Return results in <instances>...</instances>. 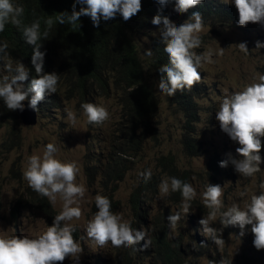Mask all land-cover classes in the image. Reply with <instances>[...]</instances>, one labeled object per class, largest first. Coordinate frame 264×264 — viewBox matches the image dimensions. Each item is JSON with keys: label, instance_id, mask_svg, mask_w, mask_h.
<instances>
[{"label": "rangeland", "instance_id": "obj_1", "mask_svg": "<svg viewBox=\"0 0 264 264\" xmlns=\"http://www.w3.org/2000/svg\"><path fill=\"white\" fill-rule=\"evenodd\" d=\"M227 3L231 4V0H227ZM185 20L180 17L171 19L177 26ZM204 24V31L201 33L202 45L195 51L197 53L205 50L212 51L214 62L204 63L199 69L202 77V81L199 83L202 94L195 98L198 120L193 126V136L199 145L198 151L201 152L186 153L182 143L186 132L184 127L186 119L179 111L174 110L164 94L158 92L159 79L151 78L161 105L160 115L157 119L158 132L155 133V137H149L144 142L143 152L139 157L131 160L127 158L123 161L130 169L123 181L118 184V189L112 198L113 201L111 200L112 210L122 213L123 218L132 224L135 218L130 205V195L141 179L138 173L150 168L152 175H158L161 170L158 168V158L172 155L181 169H185L193 175L191 184L196 189L197 196L191 205L198 204V208L190 209L188 215L182 214L181 230L176 229L174 234L175 236L181 235L185 243L195 251V255L200 252L199 247L202 243H211L212 249H208L205 256L200 258L199 264H209L215 258L218 260L223 257L228 260L239 259L244 252L250 251L248 244L254 240L250 231L251 226H248L246 234L240 237L238 226L224 227L219 221V217L212 226L218 230L222 229L221 238L225 241L223 248H218L213 240L202 234L203 226L199 221L208 210L203 206L201 193L205 190L206 185L210 183L224 187L222 199L225 204L224 210H226L227 206L232 203H237L243 208L246 203L250 202L253 193L259 194V184L264 182V163L260 165L261 171L249 178H244L237 173L230 162L225 169L220 167V162L228 159V153L240 158L235 151L239 144L232 141L221 130L220 124L215 118L218 103L225 92L230 94L242 90L246 85L255 82L258 75L264 74V48L255 49L257 41L264 43V25L252 23L251 28L241 30L229 22L220 24L205 19ZM160 27L162 25H153L148 32H142L139 37H135V43L146 52L149 49L152 50L153 39L160 36ZM241 42H247L249 54L241 52L236 46ZM221 47L225 48V51L222 56H219L217 53ZM59 52L60 49H57L56 53L50 56V70L60 74L57 89L61 94L60 109L50 108L47 112L38 113L37 124L27 126L22 123L19 117H14L16 111L8 110L4 102L0 100V235L8 237L17 235L21 238L26 235L36 238L46 231L48 226H52L54 216L62 210V201L58 197L56 206L52 207L55 212L53 211L49 218L43 208L39 206L41 196L34 192L28 186L27 181L22 178L27 158L33 153L42 155L46 144L54 143L58 148L56 155L59 159L75 161L78 164L80 171L76 182L82 183L86 189L85 195L80 201L83 215L80 220L72 222L82 236L78 242L83 250L78 259L71 256L66 257L67 263L118 264L119 256L122 257L121 247L115 248L109 242L101 248L88 238L86 228L89 220L98 211L95 206V195L97 193L105 195L107 192L101 181L107 170L112 167L109 157L120 146L121 136L118 129L122 125L120 121L123 113L122 105L118 100L120 93H116L113 84H111L110 96L96 92L93 102L103 103L110 113V119L99 125L89 124L80 107L79 99L73 98V93L69 92L71 85L65 80L67 73L63 71V65L57 57ZM7 53L15 67V63L19 59L14 57L8 49ZM140 55L143 59L145 58L143 51ZM150 74H152V70H150L149 76ZM65 108L76 114L75 125L66 120ZM260 154L264 159V149ZM241 193L246 194L241 196ZM18 203L19 211L13 212ZM149 204L152 216L166 213L167 207L170 208V211L176 212L170 204L169 196L161 199L159 191L155 197L151 198ZM147 222L151 227L155 226L150 218L147 219ZM179 226L177 224V227ZM217 235H220L219 231ZM196 244L198 245L195 248ZM208 255H211L212 259L208 258ZM122 264H125V261Z\"/></svg>", "mask_w": 264, "mask_h": 264}, {"label": "clouds", "instance_id": "obj_2", "mask_svg": "<svg viewBox=\"0 0 264 264\" xmlns=\"http://www.w3.org/2000/svg\"><path fill=\"white\" fill-rule=\"evenodd\" d=\"M161 6H167L172 0H156ZM204 0H176L174 10L186 13L189 9L196 8ZM227 3V0H220ZM238 14L239 26L246 27L249 23L264 25V0H231ZM81 5L77 10V5ZM142 10V0H75L71 12H59L56 17L59 24L74 25L83 16L91 18L94 27H99L101 20L109 21L119 13L124 21L130 20ZM23 7L15 4L13 0H0V33L5 30L8 23L20 27ZM152 24L160 26L159 35L164 51L168 56V63L159 68L160 79L158 89L166 96H174L177 91L183 92L193 89L194 85L202 81L199 69L204 63H213V52L205 50L197 53L195 50L202 45L201 33L204 31V18L200 11H194L189 18L177 26L168 17L157 14L152 19ZM48 28L53 25V20L46 21ZM151 28L144 32H148ZM23 39L28 45H33L31 63L35 68L36 76L31 79L29 86H25L29 79L30 69L17 60L13 67L12 60L7 53V42L0 43V100L10 111L24 110V105L29 104L32 109H37L39 102L44 100L45 94L56 93L60 74L44 71L45 53L42 47L40 22L34 21L30 26L23 28ZM48 32L43 33L46 39ZM239 50L249 54L247 42L236 44ZM264 48V43L256 42L255 49ZM225 48H220L217 55L222 56ZM152 56L151 49L144 53ZM31 95L30 103L26 100ZM81 109L87 117L89 124H103L110 119V113L103 103L85 102ZM66 120L72 125L77 122L76 114L65 108ZM37 113V112H36ZM38 114V113H37ZM216 120L221 130L239 147L236 158L228 153V159L220 162V167L226 168L229 162L235 171L244 178L254 177L261 171V150L264 149V74L255 78V82L246 85L242 90L232 93L225 92L216 111ZM58 151L54 143H47L42 155L33 153L27 158V163L22 171V178L37 194L46 197L52 207L56 206L57 198L62 201V210L54 216L52 226L36 238L29 236H4L0 235V264H63L66 257L78 259L82 252L80 243L75 239L74 220H80L83 211L80 201L85 195L84 185L78 184L77 175L80 171L75 161H62L56 155ZM145 183L151 180L152 170L138 173ZM159 197L164 199L171 193L179 192L182 196L181 211L172 212L168 217L169 233L171 236L181 221L182 214L188 215L192 207L191 202L196 198L197 191L191 183L177 177H164L158 185ZM259 194L253 193L250 202L243 208L237 203H232L225 209L224 187L219 184H208L201 193L203 206L208 210L199 221L203 226L202 234L214 241L218 248H223L225 241L221 238V230L212 224L219 217L224 227L229 225L239 227L240 237H243L250 227L254 236L253 244L257 250H264V182L259 184ZM246 193H241V196ZM98 209L87 224V236L101 248L111 243L115 248L137 246L145 240L148 233L145 230L133 228L122 213L112 210L109 197L97 193L94 197ZM193 209V208H192ZM219 231L220 235H217ZM151 245L148 238L144 248ZM201 247L207 245L201 244ZM209 264H217L211 260ZM219 264H232V261L223 257Z\"/></svg>", "mask_w": 264, "mask_h": 264}, {"label": "trees", "instance_id": "obj_3", "mask_svg": "<svg viewBox=\"0 0 264 264\" xmlns=\"http://www.w3.org/2000/svg\"><path fill=\"white\" fill-rule=\"evenodd\" d=\"M13 2L24 9L20 17L21 25L17 27L8 23L5 30L0 33V43L7 42L8 50L12 55L30 69L29 79L25 82L26 87L30 85L31 79L36 76V73L31 63L34 46L26 44L22 32L25 26H30L34 21L39 20L41 32L39 42L42 43L40 50L45 53L44 71L51 73L50 56L60 49L57 57L63 65V71L67 73L65 80L71 85V91H68L73 93V98L77 97L79 103L82 104L93 102L96 92L110 96L111 84L114 85L116 93H120L118 100L122 105L123 112L120 121L122 125L118 129L121 136L120 146L109 157L112 167L107 170L101 181L107 191L105 196L112 201L118 184L123 181L130 169L123 161L127 158L131 160L139 157L143 152L144 142L149 137H155V133L158 132L157 119L160 104L151 78L160 79L159 68L168 63V56L164 51L165 46L161 43L160 36L155 37L152 46L150 45L153 55H144V59L140 54L141 51L146 53V50L141 49L135 43V37H139V34L153 27L154 24L151 21L157 14L166 16L170 20L179 17L187 20L192 12L200 11L206 20L216 21L220 24L229 22L241 30H247L252 26V23L246 27L239 26V14L236 7L228 3H221L220 0H204L196 8L189 9L183 14L174 10L176 0H172L167 6L159 5L156 0H142V10L130 20L124 21L118 13L112 20L103 21L102 19L98 28L94 27L88 16L81 17L80 21L74 25L59 24L56 19L59 12L68 11L70 13L75 0H13ZM80 7L81 5L78 4L77 10ZM49 18L53 20L50 29L46 24ZM45 31L48 32L46 39L43 37ZM150 70H152V74L149 76ZM201 94V85L197 83L190 92L188 90L177 91L171 97L165 95L174 110L179 111L183 117L185 116L186 132L182 143L188 154L201 152L198 151L199 145L193 136V126L198 120L195 98L200 97ZM31 95L27 100L29 103ZM60 106L61 94L57 90L56 93H46L44 100L37 105L38 111L35 110L42 114L49 111L50 108L58 110ZM14 117H18L15 112ZM157 162L158 168L161 169L159 174L152 175L151 180L147 183L141 178L130 195V205L135 218L131 226L138 230H145L148 236L131 249L121 247L122 257L119 256L117 262L118 264H122L124 261L125 264H139V262L140 264H199L200 258L205 256L208 249H212L211 243H203L207 246L199 247L200 252L195 255V251L185 243L181 235L175 236L174 233L171 236L168 235L170 229L167 217L173 211L167 207L166 213L152 216L149 204L151 198L157 195L158 185L163 176L177 177L192 183L193 175L189 171L181 169L172 155L161 156ZM169 198L173 208L179 211L182 203L181 194L174 192L169 195ZM197 205L193 204L191 209H195ZM39 206L51 218L50 214L54 210L46 197L41 196ZM14 211L16 213L19 211V203L14 207ZM148 218L154 222V227L149 225ZM182 218L178 222L180 226L177 227V230H181ZM74 237L77 241L82 238L77 229L74 232ZM148 238L151 239V245L144 248ZM248 246L250 251L244 252L239 259L230 260L232 264H264V250H257L253 241ZM207 257L212 259L211 255ZM213 260L220 261L216 258ZM63 264H68L66 259Z\"/></svg>", "mask_w": 264, "mask_h": 264}, {"label": "water", "instance_id": "obj_4", "mask_svg": "<svg viewBox=\"0 0 264 264\" xmlns=\"http://www.w3.org/2000/svg\"><path fill=\"white\" fill-rule=\"evenodd\" d=\"M24 106H25L24 110L23 111L16 110V114L18 115V117L20 118V120L24 125L27 126L36 125L38 121L37 113L29 106V104H25Z\"/></svg>", "mask_w": 264, "mask_h": 264}, {"label": "bare ground", "instance_id": "obj_5", "mask_svg": "<svg viewBox=\"0 0 264 264\" xmlns=\"http://www.w3.org/2000/svg\"><path fill=\"white\" fill-rule=\"evenodd\" d=\"M204 20H205V18H204ZM172 102V101H171ZM199 102H200V100H199ZM206 103V102H205ZM212 105V104H211ZM161 106V105H160ZM186 106V105H185ZM189 107V106H188ZM208 107V106H207ZM182 108V107H181ZM196 108V107H195ZM161 109V108H160ZM35 112H36V110L35 109H33ZM177 111V110H176ZM189 112V111H188ZM193 113V112H192ZM205 113V112H204ZM159 114V113H158ZM200 114V113H199ZM211 114V113H210ZM160 115V114H159ZM180 115V114H179ZM162 116V115H161ZM195 116V115H194ZM198 116V115H197ZM207 116V115H206ZM177 117H179V116H177ZM185 117V116H184ZM195 118V117H194ZM172 120V119H171ZM201 120V119H200ZM172 122V121H171ZM179 123V122H178ZM142 125V124H141ZM137 127V126H136ZM128 128V127H127ZM150 128V127H149ZM162 128V127H161ZM154 132V131H153ZM100 146V145H99ZM225 169V168H224ZM222 172V171H221ZM155 174V173H154ZM165 174V173H164ZM173 175V174H172ZM156 178H157V176H156ZM213 178V177H212ZM157 181V180H156ZM160 181V180H159ZM217 182V181H216ZM220 183V182H219ZM147 195V194H146ZM145 200V199H144ZM196 203V202H195ZM180 208V207H179ZM149 213V212H148ZM170 213V212H169ZM141 216V215H140ZM185 221V220H184ZM185 222H187V221H185ZM188 224V223H187ZM214 224V223H213ZM143 229V228H142ZM17 232V231H16ZM155 233V232H154ZM251 238V237H250ZM252 241V240H251ZM250 244V243H249ZM129 249V248H128ZM131 249V248H130ZM135 251V250H134ZM133 253V252H132ZM131 253V254H132ZM144 256V255H143ZM144 258V257H143ZM129 260V259H128ZM65 261V260H64ZM143 261V260H142ZM147 263V262H146Z\"/></svg>", "mask_w": 264, "mask_h": 264}]
</instances>
